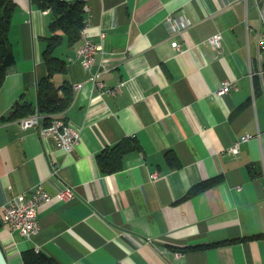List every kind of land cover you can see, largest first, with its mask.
Returning a JSON list of instances; mask_svg holds the SVG:
<instances>
[{
	"label": "crops",
	"instance_id": "crops-1",
	"mask_svg": "<svg viewBox=\"0 0 264 264\" xmlns=\"http://www.w3.org/2000/svg\"><path fill=\"white\" fill-rule=\"evenodd\" d=\"M12 1L15 61L0 87V204L31 195L40 180L52 194L66 185L75 194L42 203L31 238L0 225L8 264H25L28 251L45 255V264H264L260 0H82L89 36L104 50L91 71L105 66L101 80L120 88L113 94L87 80L77 42L56 50L67 63L54 80L73 88L61 116L80 133L70 152L4 119L18 101L37 105L50 21L48 9ZM224 81L235 87L218 94ZM126 138L139 148L116 170L102 169L100 154Z\"/></svg>",
	"mask_w": 264,
	"mask_h": 264
},
{
	"label": "trees",
	"instance_id": "trees-1",
	"mask_svg": "<svg viewBox=\"0 0 264 264\" xmlns=\"http://www.w3.org/2000/svg\"><path fill=\"white\" fill-rule=\"evenodd\" d=\"M39 9H48L50 21L48 23L49 34L45 37L46 45L41 52L46 73L37 83V105L17 102L8 116L4 119H16L35 111L42 115V121L48 122L50 116L62 113L73 100V88L66 81L58 84L54 76L66 71V59L56 54V50L65 43L66 47H72L79 39V32L86 16L85 3L82 0H30ZM14 10L12 0H0V87L4 81L7 69L14 63L15 57L11 50L8 32L11 17ZM264 76V63L262 64ZM139 145L133 139H124L115 144L106 152H102L100 163L106 171L116 170L121 166L123 155L129 151L138 149ZM47 257L43 254H34L28 251L24 255L25 264H45Z\"/></svg>",
	"mask_w": 264,
	"mask_h": 264
},
{
	"label": "built area",
	"instance_id": "built-area-1",
	"mask_svg": "<svg viewBox=\"0 0 264 264\" xmlns=\"http://www.w3.org/2000/svg\"><path fill=\"white\" fill-rule=\"evenodd\" d=\"M260 13V27L257 30V43H258V59L262 60V52H264V0L259 2ZM166 22L172 31H176L179 27L178 21L169 14L166 17ZM90 26V19L85 16L83 19V26L79 32V39L77 41L76 59L82 66V68L89 72L87 80L94 86L104 88L110 93H115L119 90L120 85L114 87H106L104 81L101 80V71L106 70L105 66L100 71H91V67L94 63L95 53L98 51L103 52L102 43L94 42L89 36L88 28ZM100 37L104 38L105 33L101 32ZM218 35L212 36L209 41L216 43ZM171 45L174 49L182 51V47L178 41L173 40ZM260 73L263 70L260 69ZM79 84L77 85V87ZM230 87H235L232 82L224 81L222 86L216 91L218 94L228 92ZM18 123L22 128L34 127L38 134L43 138H50L54 142L55 146L65 152H70L80 139V133L78 130L70 126L61 114L55 113L50 116L48 122L42 121V115L38 112L31 113L29 115L18 118ZM250 138L249 134L241 136L234 144L229 147L231 152H237L238 146L241 141ZM157 176L156 172L150 174L151 178ZM75 194L72 186L66 185L58 190L55 194L50 193L45 187L43 180L37 182L31 195L26 196L24 192L13 194L5 202L0 204V225H6L9 230L16 231L24 237L31 238L38 232L39 220H38V207L53 197L60 200L67 201L73 198ZM179 254V253H177ZM118 264V263H115Z\"/></svg>",
	"mask_w": 264,
	"mask_h": 264
},
{
	"label": "water",
	"instance_id": "water-1",
	"mask_svg": "<svg viewBox=\"0 0 264 264\" xmlns=\"http://www.w3.org/2000/svg\"><path fill=\"white\" fill-rule=\"evenodd\" d=\"M0 264H8L6 256L4 255V252L2 251L1 247H0Z\"/></svg>",
	"mask_w": 264,
	"mask_h": 264
},
{
	"label": "rangeland",
	"instance_id": "rangeland-1",
	"mask_svg": "<svg viewBox=\"0 0 264 264\" xmlns=\"http://www.w3.org/2000/svg\"><path fill=\"white\" fill-rule=\"evenodd\" d=\"M18 119V118H17Z\"/></svg>",
	"mask_w": 264,
	"mask_h": 264
}]
</instances>
